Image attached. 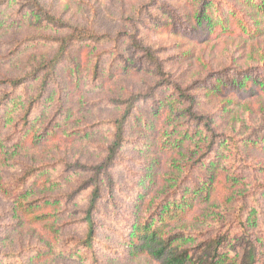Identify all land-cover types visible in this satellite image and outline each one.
<instances>
[{
  "label": "rangeland",
  "instance_id": "obj_1",
  "mask_svg": "<svg viewBox=\"0 0 264 264\" xmlns=\"http://www.w3.org/2000/svg\"><path fill=\"white\" fill-rule=\"evenodd\" d=\"M217 1L235 6L243 22H238L224 3L216 10L201 6V0H157L152 6L146 0H39L56 19L89 33L111 37L133 33L129 20H138V35L157 51L164 71L172 80L184 87L198 82L193 94L200 102L199 110L214 116L216 130L244 139L241 143L245 144V155L258 168L254 174H248L249 182H254V177L264 183V150L261 144L256 145L257 140L262 142L257 137L262 134H256V129L264 117V87L249 81L233 91L214 75L211 78L214 72L233 68L252 70L255 76L264 79V14L259 8L261 4L256 7L253 0ZM24 4L22 0H13L0 9V83L20 79L52 60L57 48L49 39L66 36L65 30H58L49 21H39ZM202 7L206 8L207 18L199 20ZM173 12L192 33L181 26L179 31ZM121 40L119 51L108 54L105 53L108 46L92 41L76 43L71 50L75 66L66 60L58 79L48 83L43 93L42 79L16 89L0 85V98L6 92L11 97L0 114V179L14 187L17 179L40 169L25 188L29 199L45 198L61 204L52 223L58 229L55 234L45 225L32 223L18 214L12 197L0 190V253L21 254L11 261L1 256L0 264H87L62 255L46 256L39 261L27 251L50 249L54 235L60 246L69 239L84 237L82 224L73 223L83 217L88 191L70 204L68 197L88 181L90 174L74 166H96L106 157L115 129L97 124L121 114L119 108L108 102L131 92L144 93L157 81L151 71L138 69L137 57L128 51L127 40L124 37ZM99 54L103 57L96 74ZM165 128L164 117L154 116L152 105L143 109L140 118L134 117L127 128L129 145L108 172L119 188L118 209L107 206L105 216L97 217L102 226L99 241L119 250L115 255L100 249L104 264H157L145 256L132 258L125 253L126 232H115L120 226L117 222L125 220L128 212L141 209L146 200H152L150 208L155 209L159 203L176 201V194L188 192L194 182L210 178L211 172L204 170L207 165L200 166L197 173L188 172L190 161L195 158L190 148L195 143L187 140L183 147H175L171 139L167 141ZM252 132L254 137L248 140ZM181 136L176 133V138ZM69 166L72 168L68 169ZM178 166L182 167L181 172ZM243 178L246 181V176ZM203 206L205 209L200 207L197 215L206 218L211 206L220 205L213 202ZM147 208L145 211L149 212ZM194 228L204 227L198 223Z\"/></svg>",
  "mask_w": 264,
  "mask_h": 264
},
{
  "label": "trees",
  "instance_id": "obj_2",
  "mask_svg": "<svg viewBox=\"0 0 264 264\" xmlns=\"http://www.w3.org/2000/svg\"><path fill=\"white\" fill-rule=\"evenodd\" d=\"M11 1L13 0H0V9ZM146 1L149 6H152L157 0ZM242 1L247 2L248 0ZM253 1L256 7L261 4L259 8L264 14V0ZM22 2H25L23 7H29L31 13L39 21L41 19L49 21L58 30H65L66 36L49 39L57 48V53L52 60L38 66L33 72L20 79L4 81L0 85H9L12 89H16L26 83L42 79L43 93L48 83L58 79L59 69L66 60L75 66L71 50L76 43L92 41L108 46L109 50L105 52L108 54L110 51H119L118 44L121 43L122 37L127 40L131 56L137 57L138 69L141 71L147 69L157 78L155 84L144 93L131 92L124 98L112 99L108 102L109 105L119 108L121 114L114 120L97 124L98 126L107 124L115 129L114 140L107 148L106 157L96 166L80 164L74 166V169L87 171L90 174L88 181L68 197L70 204L76 197L88 191L89 196L83 217L79 222L73 223L82 224L84 237L77 240L69 239L65 245L60 246L57 236L54 235L50 249H42L38 252L27 251L28 255H34L39 261L46 256L62 255L87 264H104L99 256L100 249L115 255L119 254V250L106 243L101 244L99 241V230L102 226L97 217L103 214L105 216L107 206L118 209L116 191L119 188L114 184L108 172L114 167L122 150L129 145L126 134L130 122L134 117L140 118L143 109L152 105L154 116L164 117L167 125L165 128L167 141L171 139L175 147H183L187 140L195 143L194 148H190L195 158L190 161L188 172L197 173L200 166L207 165L204 170L210 171L211 175L209 180L194 182L188 192H178L176 201L159 203L155 209L150 208L152 200H146L143 197L142 200L146 202L141 205V209L133 211L135 213L128 212L129 216L122 222L118 221L117 224L120 226L115 228L117 233L126 232L123 238L127 246L125 253L132 258L145 256L157 264H264V183L256 181L254 177V182H249L247 178L258 168L254 161L252 162V159H249L247 154L245 155V144L241 143L244 139L219 133L215 127L214 116L203 114L199 110L200 102L197 95L193 94L198 82L184 87L172 80L170 74L164 71L157 51L143 43L142 37L138 35L140 31L136 24L138 20H129L133 33H119L111 37L89 33L86 29L63 23L56 19L50 11L45 10L39 0H22ZM201 3V6L214 7L216 10L220 9L221 3H224L225 8L235 15L238 22H243V16L239 15L235 6L228 2L201 0ZM205 9V7L200 9L199 20L207 18ZM172 15L178 29L181 26L185 32L192 33L182 18L175 12ZM243 27L245 28V25ZM110 46H112L111 49ZM97 57L94 71L96 74L103 54ZM212 75L227 89L233 91L239 90L245 82L249 81L264 87V79L255 76L252 70L230 68L214 72L211 78ZM206 83L201 82V85ZM161 92L163 93L160 95ZM10 99V92L1 96L0 114L5 102ZM263 118L260 123L262 125L256 129V134H262V136L257 135L262 142L257 140L256 145L261 144L259 146L264 150ZM150 126L148 124L147 127L151 128ZM176 133H181L182 136L176 138ZM253 137L252 132L248 140ZM1 145L0 140V147ZM199 148L201 152H197ZM218 166L222 168L219 169ZM70 168L72 166L68 169ZM178 170L181 172L182 167L178 166ZM40 171V169L29 171L15 181L14 187L7 186L4 180L0 179V190L12 197L18 214L32 223L45 225L57 234L58 229L55 230L52 223L57 219L61 204L58 201L52 203L45 198L31 200L25 190L28 183ZM244 176H246V181L243 180ZM214 192H216L215 195H213ZM213 202L219 203L220 206L217 208L211 206L208 217L197 215L200 207L205 209L206 206L203 205ZM199 205L201 206L198 207ZM146 208L147 210L150 208V211H145ZM48 223H51L50 226ZM198 223L203 225V230L194 228ZM122 255L121 253L120 257ZM1 256V259L11 261L19 258L21 254L0 253ZM17 263L25 264L24 262Z\"/></svg>",
  "mask_w": 264,
  "mask_h": 264
}]
</instances>
